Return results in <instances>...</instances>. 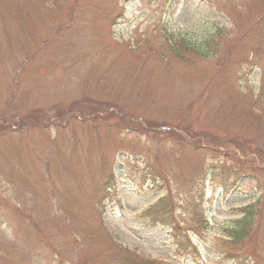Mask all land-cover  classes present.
I'll return each mask as SVG.
<instances>
[{
	"label": "rangeland",
	"instance_id": "obj_1",
	"mask_svg": "<svg viewBox=\"0 0 264 264\" xmlns=\"http://www.w3.org/2000/svg\"><path fill=\"white\" fill-rule=\"evenodd\" d=\"M243 250L264 264V0H0V264Z\"/></svg>",
	"mask_w": 264,
	"mask_h": 264
},
{
	"label": "trees",
	"instance_id": "obj_2",
	"mask_svg": "<svg viewBox=\"0 0 264 264\" xmlns=\"http://www.w3.org/2000/svg\"><path fill=\"white\" fill-rule=\"evenodd\" d=\"M226 31V29H218L216 32L219 35L224 34V32ZM229 31V30H227ZM174 47H177L178 50L182 48V50H186L187 48H192L195 52L197 51L195 46L191 43H187V41L183 40L182 38H175L173 40V44ZM202 49H207L206 47H200ZM109 187V186H108ZM162 200V199H161ZM161 200L158 202L160 203ZM163 200H165V197L163 198ZM158 203H156L155 205H157ZM161 208H163L164 212L162 213V216H156V210H157V206H153L149 211H147V214H152L153 218H158V220L153 219L152 221H150V225H157V224H162V223H166L170 225V219L172 218L171 213L169 212V205L166 203L162 204V207H159L158 211H161ZM245 212H247V214L245 216H243L241 219H238L236 222V225L230 229L227 230V233L229 234L228 236L231 238L230 240L227 241H223L224 244L227 243H233V244H238V242L241 243H246L248 240V237L250 235V230L251 228L255 225V222L257 220V212H256V205H248L247 208L243 209ZM169 214H170V219L166 221L167 217L169 218ZM167 216V217H166ZM172 226V224H171ZM174 228V226H173ZM197 235L198 233L195 232ZM186 236H188L189 238H191L190 235H187L186 233L184 234ZM120 250L124 251V252H128V250H126L124 247L121 246V248H119ZM188 250H196V247H194V245L191 243H189L188 246H186V249H181L179 248L180 252H187ZM244 251V250H243ZM244 254L247 255V257L251 256L252 260L254 263L259 264V255L253 251V250H249V251H244ZM227 257L225 256V260H227L228 258H234V262L236 264H239L240 257H237L236 255L232 254L230 251L226 252ZM145 258V257H144ZM141 258L139 256H136V261L137 264H153V260L151 259H144ZM135 261V260H134ZM156 261V260H155Z\"/></svg>",
	"mask_w": 264,
	"mask_h": 264
}]
</instances>
